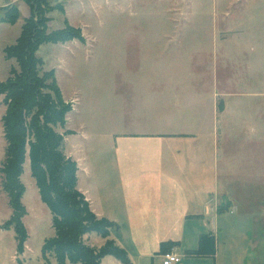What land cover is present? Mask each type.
<instances>
[{
	"label": "rangeland",
	"instance_id": "obj_1",
	"mask_svg": "<svg viewBox=\"0 0 264 264\" xmlns=\"http://www.w3.org/2000/svg\"><path fill=\"white\" fill-rule=\"evenodd\" d=\"M9 2L0 0V20ZM58 4L64 12L55 9L46 15L48 31L62 29L67 22L81 29L84 43L44 44L36 55L44 71L54 70L64 96L81 91L73 112L88 120L84 132L92 139L71 138L70 148H82L73 151L75 155L102 145L95 139L115 118L112 80L106 74L133 71L139 65L152 70L150 52L155 47L146 45L159 43L160 49L170 50L169 60L175 58L177 70L201 74L209 106L214 96L223 116L216 148L208 141L209 158L212 154L218 159L217 165L208 161L210 179L217 168L211 198L215 202L217 197L221 206L216 217L209 205L206 219L193 221L201 234L215 233L216 258H189L176 250L177 264H264V0H46L43 5L47 9ZM28 15L20 11L14 25L0 22V83L17 68L14 60L5 59L4 49L16 43ZM141 49L146 52L139 53L143 60H138L135 55ZM2 103L0 97V166L6 149ZM72 114L69 129L76 127ZM23 169L21 203L27 214L22 222L28 239L23 254H18L14 229H0V264H57L52 256L47 261L42 256L44 242L54 236L51 214L40 200L29 164ZM12 213L0 175V227ZM211 218L218 219L214 223ZM85 242L99 249L105 240L90 233ZM100 264L122 263L105 256Z\"/></svg>",
	"mask_w": 264,
	"mask_h": 264
},
{
	"label": "crops",
	"instance_id": "obj_2",
	"mask_svg": "<svg viewBox=\"0 0 264 264\" xmlns=\"http://www.w3.org/2000/svg\"><path fill=\"white\" fill-rule=\"evenodd\" d=\"M8 4H21L19 13L30 14L23 0ZM146 47H155L150 49L152 70L139 65L133 71L106 74L112 80L115 118L109 130L97 135L95 142L102 143L97 149H84L76 156L74 152L82 148L68 146L71 138H92L84 132L88 120L73 112L81 91L69 98L61 92L72 104L65 129L60 130L73 133L65 137L64 151L77 163V189L98 218L117 225L110 238L127 252L132 264H147V260L158 264L164 242L177 243L172 249L175 254L183 250L189 258H216V252L204 257L188 252L197 250L199 237L208 234L214 237L216 249L215 233L201 234L193 221H204L209 205L216 217L221 206L217 197L215 202L211 198L217 168L210 179L208 161L217 165L218 159L212 154L209 158L208 141L216 148L222 111L214 96L209 106L201 74L177 70L175 58L169 60L170 50L160 49L159 43ZM141 52L146 51L138 50L134 57L143 60ZM71 113L76 127L69 129ZM211 219L215 223L218 218Z\"/></svg>",
	"mask_w": 264,
	"mask_h": 264
},
{
	"label": "trees",
	"instance_id": "obj_3",
	"mask_svg": "<svg viewBox=\"0 0 264 264\" xmlns=\"http://www.w3.org/2000/svg\"><path fill=\"white\" fill-rule=\"evenodd\" d=\"M30 14L16 43L4 49L6 60H14L6 81L0 83L5 113L1 122L6 141L5 157L0 166L2 189L12 209L11 218L0 229H14L17 252L23 254L28 239L22 219L27 214L21 203L25 187L21 182L26 159L41 202L51 214L54 236L42 246V256H52L57 264H100L112 256L122 264H132L127 252L110 238L117 225L98 218L84 195L77 189V163L65 154L64 140L71 131L64 130L72 104L63 99L54 70L44 71V62L37 57L44 44H64L73 40L84 43L82 31L65 22L62 29L49 32L47 14L62 4L45 9L46 0H23ZM1 23L14 25L20 16L17 6L3 8ZM219 209V208H218ZM96 233L105 240L99 248L89 246L84 237ZM176 242L160 245L159 255L171 251ZM192 256H214L215 240L201 235L198 249Z\"/></svg>",
	"mask_w": 264,
	"mask_h": 264
},
{
	"label": "built area",
	"instance_id": "obj_4",
	"mask_svg": "<svg viewBox=\"0 0 264 264\" xmlns=\"http://www.w3.org/2000/svg\"><path fill=\"white\" fill-rule=\"evenodd\" d=\"M180 262V256L172 250L161 255V264H177Z\"/></svg>",
	"mask_w": 264,
	"mask_h": 264
}]
</instances>
